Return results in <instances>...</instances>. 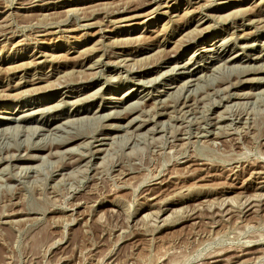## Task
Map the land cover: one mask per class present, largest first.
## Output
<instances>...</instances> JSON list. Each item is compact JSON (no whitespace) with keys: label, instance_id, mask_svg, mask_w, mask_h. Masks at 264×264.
Listing matches in <instances>:
<instances>
[{"label":"rangeland","instance_id":"1","mask_svg":"<svg viewBox=\"0 0 264 264\" xmlns=\"http://www.w3.org/2000/svg\"><path fill=\"white\" fill-rule=\"evenodd\" d=\"M0 264H264V0H0Z\"/></svg>","mask_w":264,"mask_h":264},{"label":"bare ground","instance_id":"2","mask_svg":"<svg viewBox=\"0 0 264 264\" xmlns=\"http://www.w3.org/2000/svg\"><path fill=\"white\" fill-rule=\"evenodd\" d=\"M65 14H66V13H65ZM258 57H259V56H258ZM258 57H257V58H258ZM184 65H185V64H184ZM188 82H189V81H188ZM192 82H193V81H192ZM189 84H190V83H189ZM38 105H39V104H38ZM36 106H37V105H36ZM160 115H162V114H160ZM5 117H6V116H5ZM36 119H37V118H36ZM55 146H56V145H55ZM244 252H245V251H244ZM217 262H218V261H217Z\"/></svg>","mask_w":264,"mask_h":264}]
</instances>
